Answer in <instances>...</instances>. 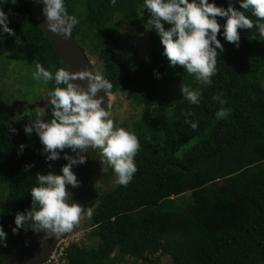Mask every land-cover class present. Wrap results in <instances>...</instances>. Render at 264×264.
<instances>
[{
    "label": "trees",
    "instance_id": "trees-1",
    "mask_svg": "<svg viewBox=\"0 0 264 264\" xmlns=\"http://www.w3.org/2000/svg\"><path fill=\"white\" fill-rule=\"evenodd\" d=\"M64 2L68 13L79 18L71 34L81 49L89 43L102 55L103 76L113 84L107 93L135 89L142 106L134 130L141 145L135 156L138 170L127 186L101 193L88 220L97 247L70 245L67 264H116L124 257L154 262L156 256H169L173 264H264V40H258L257 30H239L238 48L218 34L224 50L217 57L213 84L204 86L183 66L168 64L155 29L150 30L146 57L121 43L123 25L140 28L143 0ZM216 3L239 7L236 0ZM0 6L10 13L9 27L20 35L18 44L35 67L40 63L53 73L63 68L26 0H0ZM13 35L0 33V60ZM181 84L201 90L200 104L182 97ZM46 86L57 87L54 80ZM217 92L226 96L225 105L212 100ZM221 107L227 112L224 118L216 115ZM186 111L199 122L196 129L184 123ZM21 143L26 147L18 154ZM43 147L35 132L28 135L15 123L0 97V224L8 233L0 263L34 232L22 228L14 234L12 227L15 213L32 207L29 190L37 184L36 174L58 173L68 162L64 152L72 155L64 149L48 161ZM31 163L34 167L24 171Z\"/></svg>",
    "mask_w": 264,
    "mask_h": 264
},
{
    "label": "clouds",
    "instance_id": "clouds-1",
    "mask_svg": "<svg viewBox=\"0 0 264 264\" xmlns=\"http://www.w3.org/2000/svg\"><path fill=\"white\" fill-rule=\"evenodd\" d=\"M7 2L9 0H5ZM10 2L14 4L16 0ZM38 2L43 6L47 28L64 38L70 37L74 26L80 21L75 14L68 13L64 0ZM116 2L111 0L113 5ZM236 2L239 7L233 3H228L227 7L218 6L216 0H143L141 8L150 13L146 28L155 29L160 36L164 46L162 54L168 58V64L183 66L199 84L211 86L212 77L218 71L217 57L224 50L218 34L237 48L241 38L239 30L242 29L255 28L258 40H264V0ZM9 14L0 6V33L13 35L14 30L9 27ZM218 17L223 18V23ZM154 72L157 77L160 76L159 72ZM32 76L45 84L54 80L57 87L48 93L51 119H44L45 113L42 111L24 125V132L28 135L35 132L39 136L44 146L42 152L47 153L45 159L48 161L58 159L64 149H70L72 155L64 152L68 162L58 173L48 171L36 174L37 184L29 190L32 207L15 213L12 232L15 234L22 228H30L43 231L44 239H48L73 230L82 213L92 216L91 207L85 209L80 203H70L66 190L67 185L77 187L81 183L72 170L73 165L83 164L87 160V155L79 153H87L89 148L99 150L102 158L114 170L116 183L127 186L138 170L135 156L141 145L134 132L115 126L114 120L109 118L110 112L102 106L104 96L97 94L101 90L106 93L113 87L112 82L102 74L87 67L77 72L59 68L53 73L37 63ZM77 79L87 81L86 87L74 83ZM62 84L65 86L60 87ZM180 92L189 103L200 104V89L181 84ZM212 100L220 105L227 103L223 92L215 93ZM193 115L190 111L184 112V123L196 129L199 122L192 119ZM216 115L224 118L227 112L221 107ZM10 130L18 131L15 127H10ZM25 147L21 143L18 154H22ZM32 167L34 163L26 164L24 171ZM7 235L4 225L0 224V246H7Z\"/></svg>",
    "mask_w": 264,
    "mask_h": 264
},
{
    "label": "rangeland",
    "instance_id": "rangeland-1",
    "mask_svg": "<svg viewBox=\"0 0 264 264\" xmlns=\"http://www.w3.org/2000/svg\"><path fill=\"white\" fill-rule=\"evenodd\" d=\"M142 11L143 15H141ZM139 14L142 18L140 28L133 29L129 25H123L119 30L120 39L122 44L135 47L140 57H146L151 51L150 30L146 28L150 14L148 10L142 8L139 10ZM85 28L88 31L86 26H84ZM19 41L20 35H13L6 46V53L0 60V97L8 104L15 123L24 127L26 123H29L32 118H35L42 111L51 116V112H48L51 106L47 104V99L48 93L52 89H49L42 81L33 78L32 73L36 71V67L22 47L19 46ZM82 46L96 72L104 75L102 55L98 51H94L89 43ZM262 85L264 88V82ZM139 94V91L129 89L109 95L108 111L111 114L109 118L114 120L115 126L124 127L130 132H134L135 125L142 115ZM191 145L192 142L187 144L186 148ZM116 179L114 170L102 158L100 151L97 150L89 174V188L86 186L84 193V203L86 202L87 205L85 206L83 203L84 208L91 207L93 210L101 193L110 191L118 185ZM88 220L87 213H82L78 225L68 232V236H74V240H78L76 244L78 246L96 248L99 240L90 236L91 229L88 226ZM155 260L154 262H147L124 257L117 260L116 264H173L169 256H156Z\"/></svg>",
    "mask_w": 264,
    "mask_h": 264
},
{
    "label": "water",
    "instance_id": "water-1",
    "mask_svg": "<svg viewBox=\"0 0 264 264\" xmlns=\"http://www.w3.org/2000/svg\"><path fill=\"white\" fill-rule=\"evenodd\" d=\"M26 1L34 20L53 47L63 68L72 72H77L87 67L89 70L96 72L87 55L81 49L72 34L70 37L64 38L62 35L50 31L47 28V21L42 13V4L39 3L38 0ZM74 83H79L86 87L87 81L77 79ZM97 95L104 96L102 106L109 110V94L101 90ZM96 153L97 150L91 148H89L87 153H79L87 155V160L83 164L73 165L72 170L76 173L77 179L80 180L81 183L77 187H72L70 185L66 186V190L69 192L68 199L70 203L77 202L81 204ZM65 234L66 233L59 237L44 239L43 231H34L11 257L0 264H45L48 257Z\"/></svg>",
    "mask_w": 264,
    "mask_h": 264
},
{
    "label": "built area",
    "instance_id": "built-area-1",
    "mask_svg": "<svg viewBox=\"0 0 264 264\" xmlns=\"http://www.w3.org/2000/svg\"><path fill=\"white\" fill-rule=\"evenodd\" d=\"M74 236H64L56 245L45 264H67L65 259V250L73 244H77Z\"/></svg>",
    "mask_w": 264,
    "mask_h": 264
}]
</instances>
